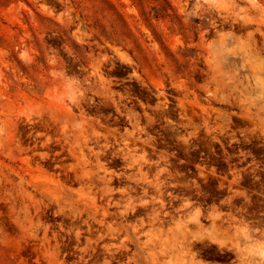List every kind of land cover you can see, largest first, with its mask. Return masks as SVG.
Returning <instances> with one entry per match:
<instances>
[{
  "label": "rangeland",
  "instance_id": "374dc122",
  "mask_svg": "<svg viewBox=\"0 0 264 264\" xmlns=\"http://www.w3.org/2000/svg\"><path fill=\"white\" fill-rule=\"evenodd\" d=\"M262 195L264 0H0V264H264Z\"/></svg>",
  "mask_w": 264,
  "mask_h": 264
},
{
  "label": "flooded vegetation",
  "instance_id": "af4514ba",
  "mask_svg": "<svg viewBox=\"0 0 264 264\" xmlns=\"http://www.w3.org/2000/svg\"><path fill=\"white\" fill-rule=\"evenodd\" d=\"M252 178L254 179V181H257L259 179L257 177H252ZM262 197L264 198V195H262ZM262 203H264V201ZM260 210H263L264 211V208L263 209L261 208ZM258 215L261 216V217H264V212H261ZM251 216H252L251 214H248V217H251ZM254 221L255 222H258V220H254Z\"/></svg>",
  "mask_w": 264,
  "mask_h": 264
},
{
  "label": "bare ground",
  "instance_id": "6f19581e",
  "mask_svg": "<svg viewBox=\"0 0 264 264\" xmlns=\"http://www.w3.org/2000/svg\"><path fill=\"white\" fill-rule=\"evenodd\" d=\"M194 218H195V217H194ZM180 223H181V222H180ZM179 226H180V225H179ZM181 226H182V224H181ZM181 226H180V228H181ZM223 229H224V228H223ZM223 229H222V233H223V231L226 232V233L228 232L227 228L224 229V230H223ZM223 234H225V233H223ZM226 235H227V234H226ZM183 236H185V235L183 234ZM185 237H186V236H185Z\"/></svg>",
  "mask_w": 264,
  "mask_h": 264
}]
</instances>
